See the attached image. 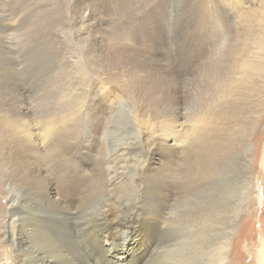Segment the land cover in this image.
<instances>
[{
	"label": "bare ground",
	"instance_id": "6f19581e",
	"mask_svg": "<svg viewBox=\"0 0 264 264\" xmlns=\"http://www.w3.org/2000/svg\"><path fill=\"white\" fill-rule=\"evenodd\" d=\"M44 1L0 0V202H6L0 206V264H103L119 236L134 232L148 251L145 264H228L234 208L194 203L231 175L249 209L257 189L250 157L262 154L264 174V134L254 135L264 113V0H184L183 42L169 36L164 52L158 51L166 36L160 20L172 7L147 0L152 14L135 44L115 47L107 64L75 84L71 97L53 101L40 95L44 19L53 4ZM178 21L167 28L172 32ZM54 54L58 58L61 48ZM160 56L169 62L160 65ZM105 92L116 95L113 106L108 97L96 101ZM118 104L137 127L130 137L154 147L152 163L123 151L131 140L116 130V146L101 143L103 149L94 151L109 163H77L62 152L67 135L77 141L71 154L83 139L94 149L104 142L118 123L110 112ZM49 105L55 108L47 111ZM129 242L120 249L134 253Z\"/></svg>",
	"mask_w": 264,
	"mask_h": 264
},
{
	"label": "rangeland",
	"instance_id": "374dc122",
	"mask_svg": "<svg viewBox=\"0 0 264 264\" xmlns=\"http://www.w3.org/2000/svg\"><path fill=\"white\" fill-rule=\"evenodd\" d=\"M47 1H48V4L51 2L53 4L52 3H51L52 5L49 4L50 5V7H49V5L47 4ZM146 1L147 0H136V1L131 0L129 5H127V6L126 5L125 6L120 5L121 4L120 0H108V1L107 0H83V1L82 0H80V1H78V0H53V1L52 0H46V1H44L45 5H47L49 8H51L50 9L51 11H53L54 9L58 10L57 12H55L56 10H54V12L56 13V15H58V17L60 19L55 15L54 12H53L54 14L53 13L51 14V11H49V8H47V6L44 5L47 8L49 15H47L48 12H46V8H45V13L47 15V16L46 15L45 16L47 18L44 16L46 19V20L44 19V21L45 22L47 21V22L46 23L44 22V30H45L44 48H45V53H44V60H43L44 62L42 65V68H43V70H42V87L43 88L41 87L42 93L40 92V95L42 96V98H44L46 100H50V101L60 100V99H65V98L68 99L69 97H71L73 95V92H74L73 89L75 87V84H78L84 80V79L82 80V77H85L87 74H89V71H92L93 68L101 67V66H104L105 64H107V61L111 58L113 52L116 50L115 47H118V46L120 47L121 45L127 47L129 44H130L129 47H131L132 45H134L135 44L134 39L136 40V37L141 32L145 31V29H146V28H144L142 23L145 21V19L149 18L150 14H152V12H149L150 10L148 9V7L146 8V6H151L152 3L150 1L149 2L148 1L146 2ZM162 1L164 3V4L162 3V7L163 6H170V7H172V10L169 7L170 10L166 14L167 17H166V15H163L161 17L162 20H160V21H163L161 23H165L164 28L166 27V29H165L164 33L166 36H165V40H163L162 43L158 46L159 52L160 51L164 52L168 49L167 47H169V44L166 41H169L168 40L169 36L174 35L180 44L183 42V36H184V26H183V20H182L183 15H182V17H180L181 14H183L182 7H184V0H162ZM52 6H54V7H52ZM108 6L113 7V11H109ZM105 7H107V8H105ZM124 7H127V8H124ZM129 7H131V8H129ZM94 8H95V10H94ZM119 8H121V9L119 10ZM164 8H166V7H164ZM103 9H104V11H103ZM127 11L130 12V14ZM107 12L109 13L110 16L107 15L108 14ZM131 12H132V14H131ZM133 12L135 15H133ZM176 12H177V14H176ZM73 13L74 14L76 13L75 16ZM127 13L130 17H128ZM80 14L82 16L83 15H85V16L81 17ZM112 14L115 15L116 17L115 16L113 17ZM103 15H105V16H103ZM91 16L93 17V19ZM108 16H109V18H108ZM125 16H127V17L125 18ZM133 16H134V18H133ZM110 17H112L114 20ZM175 17H176V21H178L180 18L181 19H180V21L175 23L176 25H175L173 31L171 32V28H167L168 21L173 20ZM73 18H74V20H73ZM56 20H58V21H56ZM121 20L122 21L127 20V23H128L127 25H129V26H127L126 24H125V26H122V25L116 26L114 24V22H118V21L120 22ZM138 21L140 22L139 24H138ZM78 23H81V24H78ZM136 23H137V25H136ZM81 25H83L84 27ZM140 26H142L143 28ZM177 26H178V28H177ZM121 28L123 29L122 32H121ZM175 28H177V29L175 30ZM79 29H80V31H78ZM131 30L133 32L135 31V33H133ZM85 32H86V34H85ZM102 32H104V33H102ZM126 32H127V34H126ZM87 33H90V34L87 35ZM97 34H99V35H97ZM94 36H96V38ZM121 37L123 39H121ZM108 39H110V40L108 41ZM130 39H132V40H130ZM179 39H181V40H179ZM16 40L20 41V40H18L17 37H16ZM111 41H112V43H111ZM108 42H110L111 44H109ZM126 42H129V43H126ZM108 44H109V46H108ZM164 44L165 45L167 44V45L165 46ZM113 46H114V48H112ZM141 46H142V43H141ZM60 48H61V54L57 58V56L54 53H56V51ZM109 48H111V50ZM162 48H163V50H162ZM110 51H112V52L110 53ZM97 58H98V60L100 59V62H102V63H99ZM159 59H158V63L160 65H161V63H162V65H166L169 62L167 57H165V56L164 57L160 56ZM162 61H165V62H162ZM84 66H86L87 68ZM78 71H79V73H78ZM172 72H173V74H171ZM174 73H175V71H171L168 76L171 77V75H174ZM77 75H78V77H77ZM89 75L91 76V74H89ZM75 92L78 94V91H75ZM120 92H121V94L123 93L122 91H120ZM59 96H60V99H59ZM122 96L125 97L124 93L122 94ZM63 97H65V98H63ZM107 97H108L107 92H105V95L104 96L101 95L99 97L100 99H98L96 101L98 102V104L101 105L102 104L101 102L102 101L104 102ZM107 99L109 101L111 100L110 101L111 106H113V104L117 102V97L114 93H112V95L110 97H108ZM118 105H116L115 106L116 108L114 107L110 111V112H113L115 114L114 116L117 118L116 121H118V123L111 125L109 127V130H113V133L109 134L106 131V137L104 138L105 139L104 142L102 141V139H99L97 141L98 146L96 145L97 147L95 146V149H94V144L91 141L83 139L82 140L83 144L79 147L78 150H76L74 153L71 154L72 150L75 148V146L77 144V141L70 139V137L67 135V137L64 141L65 143L63 142L62 144H60V148H61L62 152L65 153L69 159L76 161L77 163H81V162L82 163H101V162L102 163H105V162L109 163L110 162L109 158L104 157L103 161H101L102 159L99 158L98 156H96V153H94V151L96 150V152H97V150L103 149V147H101L102 146L101 143H105L109 146V143L111 142V144L113 146H116L118 144L117 135H115V133H114V130H116L119 132V135H118L119 137H120V132H121L122 134L124 133V134L128 135V138L131 140L129 142L130 147H128V148L124 147L123 151L129 152L130 155H132L133 157H137L138 159L144 160V162L146 161L145 163H152V161L154 160V155H153L152 149L154 147L152 148L151 144H148V145L145 144L144 140L141 137H137L136 135H134V136L131 135V137H130V135H129L130 132H135L137 130V127L129 125V124H132V121H131L132 119L128 118L129 117L128 115H130L129 109H127V108L123 109L120 104H118ZM45 108L48 109L47 111H51L55 107H54V105H49V106H46ZM90 110L93 111V107L90 108ZM116 114H117V116H116ZM119 120H120V123H119ZM261 134H264V113H263L262 118L258 121V123L256 125V129L254 130V135L256 137L261 135ZM256 137H255L254 155L257 153V144H256L257 138ZM138 144H139V146H138ZM89 145H90V147H89ZM87 146H88V148H86ZM133 146L136 148L133 149ZM141 149H142V151H141ZM258 150H259V146H258ZM103 152H104L103 154L106 156L110 155V148H108L107 151L103 150ZM67 153L68 154L70 153L69 155H71V156H69ZM157 157L158 156H156V159H157ZM249 159H251L252 171L255 175V189L257 188L253 192V196H254L253 204L251 205V207L249 209L243 203L244 201H243V197H242L241 192H240V184H239L238 179L235 178L234 183H233V178L231 175L229 177H227L228 182L221 184L216 189L211 190V192H209V193L207 192V194L204 193L205 191L201 192L197 196V198L195 199L196 203H194V205H197L201 202V200H206V201H211L212 202L211 205H214L218 208H220V206H225V207L231 206L232 208H234L232 210V215L237 216V218H236V226L234 229V234L232 236L233 241L232 242L230 241L231 242L230 246L232 248L229 247L228 264H264V242L262 243V239H261V236H262L261 233L262 234L264 233V174H263L262 165H261L263 157H262V154L260 153V155L257 159L254 160L253 157L252 158L250 157ZM89 160L91 162H89ZM222 174H223V176L226 175V173H222ZM231 183H233V185H231ZM256 197L260 198V199H258V201H257ZM2 202H0V206L2 208L3 207L6 208L5 200H3ZM209 220L210 219L208 218L206 220V223H205V227L207 229L210 226ZM230 220H231V217L229 216L226 219V221H230ZM139 227H142V224L140 226L136 227L135 229H137ZM192 228H193V226H191L189 228V230H191ZM122 229L124 230L125 228H121V230ZM121 230H120V232H121ZM224 232L225 231L222 230V233H224ZM190 233L193 234L192 230L190 231ZM135 235H136L135 232L132 234H128V235H120L119 238L117 239V242H115L116 246H114L116 249V252L113 253L112 256L110 255V259L107 258V261H109V262H106L103 264H145V262L149 261V255H148V251L146 250V247L141 246L143 243V242H140L141 237L140 236L135 237ZM126 240L128 242H129V240L131 241V242H129L130 244L127 243V246H129V247L133 246L134 250H135L134 253L128 254L127 251L120 249L121 245ZM5 250H2L1 253L3 254V251H5ZM119 251L125 252L124 257L119 254ZM94 253L99 254V252L97 250H95Z\"/></svg>",
	"mask_w": 264,
	"mask_h": 264
}]
</instances>
